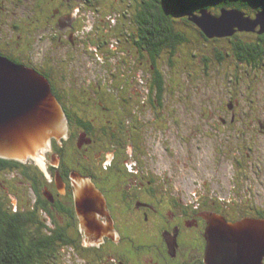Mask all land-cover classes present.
Masks as SVG:
<instances>
[{"label": "trees", "instance_id": "16d2710c", "mask_svg": "<svg viewBox=\"0 0 264 264\" xmlns=\"http://www.w3.org/2000/svg\"><path fill=\"white\" fill-rule=\"evenodd\" d=\"M126 2L121 14H114L117 22L110 33L106 34L117 39L119 49L109 47L113 41L102 37L103 34L91 41V44L99 47L98 50L87 48L86 54L91 59H99L98 53L105 52L102 72L98 68L85 72L84 63L78 59L80 66L76 68V72L64 75L60 73V60L55 57L45 60L40 68L49 77L54 93L65 106L68 104L66 110L71 119V137L76 143L80 133L86 132V138L94 141V146L85 144L84 147L89 150L87 155L91 156V166H98L100 170L107 172H111L109 168L119 166V159L115 157L113 163L109 164L106 160L97 163L95 159L99 152L103 153L102 156L108 152L120 155L121 146L131 144L133 147L136 145L139 150L148 134L154 137L155 130L160 127L164 135L165 131L177 134L176 130L182 129L184 119L174 118L173 128L167 118L158 117L162 111L157 112V118L148 123L142 116L149 106L152 109L160 107L164 112L170 113L164 110L166 106L170 107V102L179 103L188 98L186 90H183L186 86L181 83L183 73H187V77L193 82L196 78H209L212 73L217 72L220 73L219 77L231 78L232 73L219 72L228 66L230 70L238 69L231 78L232 82L241 70L246 72L264 66V31L261 32L260 25L255 30L236 28L229 35L209 36L194 20V16H200L202 11L219 16L223 9L239 10L247 17L256 18L254 16L258 12L264 11V0H130L129 11L125 10ZM91 36L94 35L90 34L88 39ZM30 42L25 39L19 46L0 44V55L19 64L35 65L36 60L29 54L33 49ZM97 63L94 64L99 66ZM146 81L147 86L143 84ZM62 82L66 84L67 90ZM247 85L249 89L253 86L250 82ZM178 87L182 89L177 90ZM245 91L246 89L243 90ZM243 92L240 90L234 94L232 90L228 93L229 100L226 102L235 117L240 110V106L236 105V98L240 99V105H243L241 101L247 102L246 114L243 108L246 117L237 116L238 119L234 118V125L228 126L231 130L229 132L234 131L232 134L236 136L235 147L244 145L243 136L248 133L245 131L246 124L243 127V121L254 122L261 112V107L259 109L257 104L258 97L251 95L245 99L244 95H240ZM100 101L104 105L101 106ZM202 101L206 103L207 100ZM205 103L202 105L199 102V107L202 105L206 109ZM103 106L107 110H101L104 109ZM227 110L225 108L224 112ZM247 114L252 116L248 117ZM189 121L192 125L187 127V132L201 148L202 134L210 135L205 139L216 136L217 132L208 130L197 119ZM240 122L242 130L235 128ZM223 126L221 123L220 128L217 126L218 134L224 132ZM250 130L252 129L248 131ZM73 149L75 147L71 150ZM71 150L70 155L66 154L69 164L87 165L82 156L83 150L77 147L76 153ZM68 163L65 159L64 164ZM30 167L32 168L31 164L0 157V264H81L78 261H82L84 256L79 253L83 244L75 215L65 212L61 206L59 212L47 207L49 200L41 192V187L36 185H41V182L31 179ZM16 169L27 176L32 184L36 183L32 185L34 195L24 193L27 190L26 184L20 185L22 189H16V185L24 180L18 176H10V171ZM124 171L131 172L126 166ZM258 211L260 216L264 214L263 208ZM263 214L261 218H264Z\"/></svg>", "mask_w": 264, "mask_h": 264}, {"label": "flooded vegetation", "instance_id": "af4514ba", "mask_svg": "<svg viewBox=\"0 0 264 264\" xmlns=\"http://www.w3.org/2000/svg\"><path fill=\"white\" fill-rule=\"evenodd\" d=\"M125 1H127L125 10L129 11L130 0H0V44L19 46L25 39L30 40L33 46H37V49H32L29 52L37 64H20L33 67L49 81V77L41 72L40 68H42V63L45 60L54 57L60 60L59 65L62 69L60 73L64 75L76 72V68L80 66L77 62L78 59L84 63L85 72L94 71L95 68L102 72L105 52L103 54L98 53L99 59H91L86 54L87 48L98 50L99 47L91 44V41L103 34L102 37L113 41L109 47L114 50L119 49L118 44H116L117 39L106 34L110 33L112 26L116 24V16L121 14ZM90 34L94 36L88 39ZM46 43H49V46L45 47V45L44 48H41V45ZM94 63L99 64V66ZM62 85H65L64 89L67 90L66 84L62 82ZM98 91L102 92V90ZM54 94L57 96L56 93ZM57 98L66 111L69 124L71 119L66 110L68 104L66 102L67 105L65 106L58 96ZM100 104L101 106L104 105L101 101ZM101 110L105 111L107 108L104 107ZM233 121L235 119L228 122L227 118H221L219 124L224 125L225 129V126H233ZM253 123H257L256 119L254 122L247 120V123L244 120L245 131L248 132L255 125H259L260 130L263 131L261 122ZM70 130L69 125L67 138H63L61 141L52 138L50 151L45 154L44 168L31 159L24 162L32 165L29 175L31 179L39 180L41 185L35 182L32 184L27 176L22 175L17 169L11 170L10 176H18L24 179L16 185V189H22L20 185L26 184L27 190L24 193L34 195L32 185L36 184L41 187V192L49 200L47 207L59 212L61 206L65 212L75 215L78 232L82 237L83 248L79 252L84 254V256L79 254L84 258H82V264H205L207 247L205 232L208 226L206 215L215 213L222 215L229 221H237L246 217L261 218L263 214L261 216L257 214L259 209H264V202L258 197L259 193L252 190L253 188L256 189L255 186L248 187V191H251L252 195L249 193L246 201L250 202L251 207L238 209L234 206L238 197L234 196L232 199L230 196L224 201L220 200L217 195L216 198L211 196L198 197L197 195L202 193L199 192V187L196 184L193 192L191 191L189 197H186L175 192L172 185L171 188L167 187L169 178L166 175H158L166 172L165 170L156 174L147 168L145 172L141 163L145 164L150 159L155 163L157 160L156 154L150 155L144 146L153 137L152 134H148V138H145L141 145L143 147L139 150L136 145L133 147L131 144L134 149L136 147L138 152L144 151L141 154L142 159L129 157L128 154H125L127 152L126 147L122 146L120 155H117L116 152L111 157L109 156L110 152H108L104 156L102 153L101 157L97 158L98 155L96 154L97 160L95 159V161L97 163L106 160V163L109 164L113 163L115 157L119 159V166L109 168L111 172H107L100 170L98 166H91V156L87 155L89 150L84 148L85 144L83 143L94 146V141L86 138V132H81L79 140L75 143L74 138L70 135ZM187 130L189 129L187 128ZM176 131L177 134L174 135L166 131L165 135L163 132L161 135L169 140H174L182 148H186L184 147L185 142L188 143L187 147L201 148L192 141L190 133L184 134L183 129ZM218 131L219 129L216 128V137L221 139L219 141H225L226 139L222 140L225 132L218 134ZM247 134L245 135L247 136ZM176 135L181 137L180 140H176ZM206 136L210 135L206 134ZM206 136L202 134L203 146V142L208 140L205 139ZM233 136L234 134L230 132L229 137ZM155 142H157L156 139L152 143ZM245 144L247 146L243 148L251 152L253 147H250L248 141H244ZM96 146L97 143H95ZM73 147H75L74 152L71 150ZM76 147L83 150L82 156H84L87 165L68 163L66 154H69L70 150L72 153H76ZM165 150L170 152L167 147ZM179 152L181 154L178 158H182L184 151ZM132 153L134 154V152ZM192 153L191 150L185 152L186 155ZM65 159H67L68 164H64ZM194 164L186 163L184 170L194 166ZM124 166L133 170L135 174H128L124 171ZM176 166L177 163L174 162L171 169L173 170ZM180 168L182 169V166ZM73 171H78L92 178L98 188L103 191L113 216L117 233L113 237H105L104 242L100 245H86L83 242L84 232L79 226L71 183ZM247 172L248 170L244 169L242 175L247 174ZM60 177L62 181L58 182ZM250 178L252 177L248 175V181ZM129 179L130 181H128ZM193 181L195 183L196 179ZM237 185L239 186H237L239 196L241 194L240 188L243 185L242 183H237ZM17 195H20L19 192ZM217 202L219 204H216Z\"/></svg>", "mask_w": 264, "mask_h": 264}, {"label": "water", "instance_id": "95a60500", "mask_svg": "<svg viewBox=\"0 0 264 264\" xmlns=\"http://www.w3.org/2000/svg\"><path fill=\"white\" fill-rule=\"evenodd\" d=\"M261 14L264 11L251 18L239 10L223 9L219 16L202 11L194 20L207 35L222 36L236 28L255 30L258 25L264 31ZM68 131L66 111L48 78L0 55V157L21 162L31 159L44 168L52 138L61 141ZM71 183L83 242L100 245L105 237L117 233L106 197L91 177L78 171L71 173ZM206 217L205 264H263L264 218L229 221L215 213Z\"/></svg>", "mask_w": 264, "mask_h": 264}, {"label": "rangeland", "instance_id": "374dc122", "mask_svg": "<svg viewBox=\"0 0 264 264\" xmlns=\"http://www.w3.org/2000/svg\"><path fill=\"white\" fill-rule=\"evenodd\" d=\"M261 16L264 20V14H261ZM254 17L257 16L255 15ZM44 46H49V43L42 44L41 48H44ZM33 49H37V46L34 45ZM237 71L238 69L236 68L230 70L228 66L219 70V72H230L232 73L233 77ZM212 74L213 75H210L209 78H196V80L193 82L191 78L187 77V73H183L181 76V83L186 86L183 90H186V94H184L188 98H185V100H182L183 102L179 103H173V101L170 102V107L166 106L164 110L168 112L170 111L172 114L164 112L160 107L152 109L149 108V106L146 108L145 114H143L142 118L145 119L146 123L154 121V118H157L156 113L162 111L160 116L158 114V117L161 119L167 118L171 122V127L173 128H175L173 125L174 118H179L180 120L184 119L185 128L182 126L184 134H188L187 127L190 128L192 125L189 120L193 119H197L199 123L205 124L208 130L211 129V131L214 132L217 128V125H219L221 119L220 116H225L227 121H232L237 116L246 117V115L243 113V108L245 114L247 113L246 101H241L243 105H240V99L236 98V105L240 106V110L237 112L234 111V113L236 112L237 114L236 117L235 115H232L233 110L231 111L228 108V105H226V102L229 100V92L233 90L234 94H237L240 90L243 92V90L246 89V91L240 95H244L246 97H244L245 99H248L251 95L252 97H258L257 104L259 109L261 107V112L259 113L260 116L257 114L256 118L258 119L256 120L258 122L260 119V122L263 124V131L257 132V130H260V126L255 125L252 126V130L248 131L247 136H243L244 141H248L250 147H253L252 151L248 152V149L243 148L244 146H247V144H241L242 147H235L237 145L235 141L236 136L229 137V131H231L229 128L222 129L225 132L222 140L226 139L225 141H219L221 139L215 136L214 138L204 141V146L202 148L195 149L193 147H187V142L184 143V147L186 148H182L178 146L174 140H169L163 137L161 135L163 129L160 127L155 130V137H152L147 141V144L144 145L145 150L148 151L150 155L153 153L156 154L157 160L155 163L152 162L151 159L147 160L145 164L141 163V166L145 172L147 168H149L156 174L165 170L166 172L160 173L158 175H166L169 178L167 187L171 188L172 185V188H174L173 190L175 192L186 197H189V193H191L194 187L198 185L199 192L202 193L201 195H197L198 197L211 196L216 198L218 196L220 200L224 201L227 199V197L230 198L231 196L233 199L235 196L238 198L236 199L234 206H236L238 209H249L251 204L248 200L246 201V198L249 197V193L252 195V192L248 191V187L250 186H255L256 189L253 188L252 190L258 192V197H260V199H262L264 202V66L258 68L257 70L252 69L247 70L246 72L241 70L238 72V77L236 80H233L232 82V76L231 78H222L219 77L220 73L218 72ZM249 82L250 85H253L250 89L248 88L249 85H247ZM143 84L146 86L148 85L147 81ZM178 89L182 88L178 87L177 90ZM250 92L252 93L250 94ZM204 99L209 102H203L202 100ZM199 102H201L202 105L205 103L206 109H204L202 105L199 107ZM225 108L228 110L224 112ZM247 115L248 117L252 116L251 114ZM243 127L245 128L244 124ZM173 128L172 131L174 130ZM218 128L220 127L218 126ZM235 128L242 130L241 122L236 124ZM232 133H234V131H232ZM169 134L174 135L175 133L169 132ZM180 138L181 137L179 135H176V140H180ZM154 139H156L157 142L152 143ZM83 144L86 143L84 142ZM165 147H171L170 152L165 150ZM125 149L127 151L125 154H128L129 157L134 159L143 158L141 154L144 151H141L140 153L137 151L136 147L134 149L131 145L126 146ZM188 150L193 151V153L186 155L185 152ZM48 151H50V149H48L46 152ZM179 151H184L182 158H178L181 154ZM132 152H134V154ZM101 154L102 153L99 152L97 158H100ZM109 156L112 157L113 152L109 153ZM174 162L177 163V166L172 170L171 168L174 165ZM188 162L195 164L194 166L189 167L187 170H184V166L186 163L188 164ZM181 166L184 171L180 168ZM244 169L248 170V172L247 174L242 175ZM128 174H135V172L131 170V172ZM248 175L252 177L249 179V181L247 179ZM195 179L196 182L194 183L193 180ZM128 181H130V179ZM236 182L242 183L243 185L240 188L241 194L239 196V190H237L238 185ZM257 198L255 199L257 200ZM206 233L207 229L205 234ZM78 263L82 264L83 262L80 260Z\"/></svg>", "mask_w": 264, "mask_h": 264}]
</instances>
